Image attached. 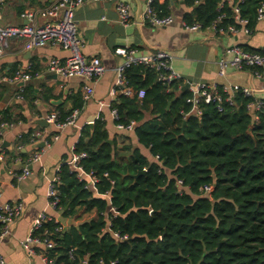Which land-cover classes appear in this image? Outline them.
Instances as JSON below:
<instances>
[{"label": "trees", "instance_id": "trees-1", "mask_svg": "<svg viewBox=\"0 0 264 264\" xmlns=\"http://www.w3.org/2000/svg\"><path fill=\"white\" fill-rule=\"evenodd\" d=\"M219 1L183 0L190 9L183 21L207 28L224 13L217 26L234 24L230 7L219 9ZM261 1L239 3L252 31ZM152 6L158 15L169 14L167 3L152 1ZM245 69L252 74L261 70ZM124 76L134 94H119L112 107L119 123H136L137 142L153 158L131 143L118 148L114 138L108 142L103 120H95L92 129L83 127L74 150L86 153L80 160L84 171L99 176L98 193L86 188L67 162L61 163L58 207L72 223H61L63 231L52 234L56 244L44 250L46 255L53 264H78L82 259L88 264H264V115L255 118L246 109L252 98L237 93L233 105L225 103L221 111L214 103L201 102L196 115L187 102L192 93L182 81L163 84L157 72L144 65L125 68ZM140 89L144 94L139 98ZM22 94L32 92L25 87ZM50 97L43 95L45 100ZM75 99L70 110L56 107L60 121L80 110L83 98ZM3 122L12 120L4 113L0 125ZM32 137L30 130L23 133L19 144ZM118 149L126 153L119 155ZM179 179L182 187L176 183ZM204 185L211 190L202 193ZM106 192L110 197L103 196ZM54 226L45 224L51 232ZM115 232L127 238L120 240Z\"/></svg>", "mask_w": 264, "mask_h": 264}, {"label": "crops", "instance_id": "crops-1", "mask_svg": "<svg viewBox=\"0 0 264 264\" xmlns=\"http://www.w3.org/2000/svg\"><path fill=\"white\" fill-rule=\"evenodd\" d=\"M121 1H126L132 12L129 22L124 25L119 22L115 0L87 2L75 9L82 53L86 57L97 56L105 68L94 84L93 96L88 100L83 98L82 86L85 81L82 77L64 78L47 69L50 58L62 62L69 55L67 50L51 42L27 50L23 48L21 38L6 39L0 55V118L5 113L12 122L1 123L0 204L12 200H20L23 204V212L10 226V233L0 238V254L6 264H46L38 254L27 256L19 241L30 232L33 219L40 212L56 215L48 204L47 186L61 163L70 159L71 147L78 141L83 127L92 129L95 120H103L109 139L114 138L118 148L128 143L140 147L133 130H117L109 114V91L114 82L115 68L122 62V57L114 54L115 48L128 46L138 53L164 50L170 55L171 66L185 86L204 81L249 87L254 89L255 98L264 100L263 78H256L247 69L238 70L231 65L225 68L224 74H219V61L230 60L227 49L232 44L261 48L264 44V20L257 21L254 30L248 35L215 33L211 29L187 31L181 27V21L184 12L190 9L183 0H153L158 4L167 3L166 10L173 16L171 24L155 27L140 17L148 0ZM48 3L49 0H4L0 7V26L22 25L26 22L22 13L41 9ZM36 22L41 24L46 19L38 16ZM17 69L28 71L30 78L26 81L5 79L13 76ZM25 87L32 95L17 97L18 88H22L23 92ZM46 93L51 95L47 100L43 99ZM76 96L83 98V105L73 124L57 128L54 123L46 121L51 112H58L57 106H62L64 111L72 109L77 103ZM149 117L146 115V119ZM29 130L32 134L40 131L46 135H58V138L44 149L39 161L29 166L32 174L19 182L15 180L14 173L20 171L41 143L19 144V137ZM121 134L128 135L129 139L123 138ZM18 146L21 148L18 149ZM140 149L148 158L152 157L147 148ZM125 153L123 149H118L119 155ZM58 219L63 225L67 224V218L62 217L61 213ZM35 248L37 253L42 252L41 247Z\"/></svg>", "mask_w": 264, "mask_h": 264}, {"label": "built area", "instance_id": "built-area-1", "mask_svg": "<svg viewBox=\"0 0 264 264\" xmlns=\"http://www.w3.org/2000/svg\"><path fill=\"white\" fill-rule=\"evenodd\" d=\"M99 2V1H114V0H49V3L41 9L26 11L21 14L22 18L26 22L22 25H7L0 26V55L3 53L6 39L8 37H19L23 40V48L31 49L34 47L44 46L51 42L58 44L62 49L67 50L69 55L64 61H59L57 58H50L47 61L48 71L55 73L61 77L78 76L82 77L85 81L82 86L84 93V100L90 99L94 94V84L98 78L104 73L105 68L102 65L100 59L97 56L86 57L81 50L82 44L77 36V27L75 22V9L76 7L87 2ZM153 0H148L145 9L141 12L140 17L142 21L158 27L166 26L173 22V16L171 14L158 15L152 6ZM243 0H220L218 8L222 9L224 5H228L232 11V18L234 24H228L225 28L218 27L217 24L224 18V13L220 14L217 19L207 28H202L199 23L187 24L185 21H181V27L187 31H198L202 29H211L215 33H243L251 34L252 29L248 26V20L240 15L239 3ZM4 0H0V7ZM115 9L121 24H127L132 17L130 5L126 1L115 0ZM41 16L46 19V22L38 24L36 17ZM264 20V0L260 2L257 13L256 21ZM261 52L251 53L246 51L239 44H232L227 49V53L231 55L230 60L219 61V74H224L225 68L228 65L233 66L235 69L241 70L246 67L261 68L260 71H255L253 75L256 78L264 79V44L261 46ZM114 54L122 57V62L115 68L114 82L109 91V114L114 122V126L117 130H133L136 123L131 121L127 124L118 122L119 115L116 108L112 105L116 101V97L119 94L126 96H132L134 91L127 85L124 70L131 65H144L151 67L157 72V80L163 84L169 85L174 81H180V76L171 66V57L164 50H157L153 53H138L136 49L132 47H117L114 50ZM30 78L28 71L17 69L14 71L13 76L5 78L9 81H26ZM187 89L192 93V96L187 99V102L192 104V109L196 115L200 114L199 104L201 102L214 103L217 110L221 111L224 104L233 105L234 97L237 93H241L244 97H251L246 104V109L254 113L256 118L258 114L264 115V100L255 98L253 96V88L238 87L232 84H218L216 82H198L195 85H189ZM144 94V90L140 89L137 92V96L140 98ZM17 97L22 98V88H18L16 94ZM100 104H103L100 102ZM79 110H73L65 121L59 120V113L57 111L51 112L46 121L54 123L57 128H63L66 125L73 124ZM2 127L0 125V133ZM58 138V135H46L40 131H35L31 141L33 144L42 142L40 148H36L28 157L26 164L22 166L20 171L14 173L16 181H22L32 174V170L29 167L33 163L39 161L44 149L50 147L51 143ZM21 146H18V149ZM74 146L71 147V157L67 161L72 172L76 177L85 181V187L90 188L95 194L98 193L95 185L99 182V176L93 171H84L80 165V160L86 157L84 152H75ZM159 162L158 156L154 157ZM56 171L55 176L49 181L46 191L48 198V204L50 208L55 212V216L46 212H40L34 219L31 225L30 232L19 241L20 246L26 251L27 256L31 257L36 254L46 264H53V259L49 258L44 250L52 249L55 246V240L52 238L53 233H59L63 231V225L58 219L61 208L58 207L59 198L57 196L56 185L59 184L60 179ZM103 176H107L104 173ZM178 186L182 187V180H176ZM211 185H204L200 187L202 193H207L211 190ZM103 196L110 197L108 192ZM110 210H114L111 208ZM23 212V204L20 200L6 201L0 204V238L7 236L10 233V226L21 216ZM48 222L54 223L53 232L48 231L45 228V224ZM114 235L122 240L126 239L127 235H120L114 233ZM36 246L42 248V252L37 253ZM0 264H6L5 258L0 254ZM78 264H88L86 259H82ZM93 264H104L102 260L96 261ZM110 264H115L114 261Z\"/></svg>", "mask_w": 264, "mask_h": 264}, {"label": "water", "instance_id": "water-1", "mask_svg": "<svg viewBox=\"0 0 264 264\" xmlns=\"http://www.w3.org/2000/svg\"><path fill=\"white\" fill-rule=\"evenodd\" d=\"M90 126H91V125H90ZM108 142H111V140L109 139ZM42 145H43V144H42V142H41V143L38 144V147H41ZM138 174H139V173H138ZM138 174H137V175H138ZM137 175H135V176H137ZM67 223H72L71 218H68V219H67Z\"/></svg>", "mask_w": 264, "mask_h": 264}, {"label": "rangeland", "instance_id": "rangeland-1", "mask_svg": "<svg viewBox=\"0 0 264 264\" xmlns=\"http://www.w3.org/2000/svg\"><path fill=\"white\" fill-rule=\"evenodd\" d=\"M153 158V157H152Z\"/></svg>", "mask_w": 264, "mask_h": 264}]
</instances>
